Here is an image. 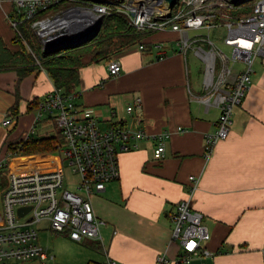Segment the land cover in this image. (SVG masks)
Masks as SVG:
<instances>
[{"label":"crops","instance_id":"0c3cea01","mask_svg":"<svg viewBox=\"0 0 264 264\" xmlns=\"http://www.w3.org/2000/svg\"><path fill=\"white\" fill-rule=\"evenodd\" d=\"M12 6V0H0V167L15 153L10 143L34 136L33 125L44 126L47 118L36 120V106L56 87L39 61L23 60L9 21ZM178 37L170 29L151 31L142 49L135 44L116 51V76L108 73L109 57L78 69L77 103L92 109L100 128L122 123L145 133L118 152L119 177L90 195L101 220L95 244L101 258L91 264L107 255L117 264H156L163 253L175 260L181 248L170 239V214L182 199L202 213L209 230L204 245L213 254L173 264H264V59L232 110L228 136L205 157V136L216 130L219 110L197 100L202 64L191 51L179 52ZM5 117L12 118L10 125L3 124ZM163 131L165 153L156 159L155 136ZM190 175L199 176L192 193Z\"/></svg>","mask_w":264,"mask_h":264},{"label":"built area","instance_id":"2783aa9c","mask_svg":"<svg viewBox=\"0 0 264 264\" xmlns=\"http://www.w3.org/2000/svg\"><path fill=\"white\" fill-rule=\"evenodd\" d=\"M12 2L9 21L15 30L20 17L32 19L60 2L68 4L33 21L32 30L37 38L67 27L58 20L69 14L70 25L86 26L91 18L96 21L99 16L119 13L138 31L170 29L178 32L179 52L186 55L191 51L202 64V92L197 100L205 106L215 105L219 110L216 130L205 136V157H209L218 140L228 136L232 110L241 103L251 84L253 63L257 57L264 59V0H176L172 6L166 0ZM76 3L79 5H74ZM211 31L229 48L228 54L211 38ZM138 47L142 49L144 43H139ZM107 69L110 76L119 74L120 60L108 58ZM81 94L80 90L66 92L55 87L36 106L37 121L44 116L54 120L55 135L59 139L55 150L68 160L72 171L78 175L76 189L67 188L61 163L42 170L8 168L0 201V264L46 259L47 253L38 243L40 228L76 241L100 239L101 220L95 215L90 195L102 191L107 182L119 177L118 152L129 149L131 138H142L145 133L122 123L100 128L92 109L77 103ZM126 110L130 112L132 106H127ZM12 121L11 117H5L3 124L10 125ZM31 131H37L34 125ZM167 136L166 131L155 136L158 141L154 158L163 157ZM189 180L192 193L199 176L190 175ZM20 208L22 213H19ZM170 219V239L179 243L180 253L175 260L159 254L156 264L188 263L193 258L213 254L204 245L209 239V230L202 213L192 207L189 199L176 204ZM101 264H117V261L107 255Z\"/></svg>","mask_w":264,"mask_h":264},{"label":"trees","instance_id":"16d2710c","mask_svg":"<svg viewBox=\"0 0 264 264\" xmlns=\"http://www.w3.org/2000/svg\"><path fill=\"white\" fill-rule=\"evenodd\" d=\"M61 3L63 2L59 4ZM59 4L52 6L49 10L58 11ZM45 13L46 11L40 12L32 19L20 17L15 30L16 37L22 45L20 53L27 63L39 60L54 81L55 86L66 92L75 89L78 69L81 66L109 57L107 52L111 49L109 48L111 44H114V46L117 44L114 49L115 52L143 43L142 41L151 32L138 31L128 24L123 15L112 13L102 17L99 30L90 40L94 41L95 47L94 45L88 47L86 42L77 47L58 48L55 51L48 52L45 48H42V44L37 40V36L32 30L33 21L46 15ZM58 141L57 135L32 136L10 143L8 147L11 151L19 152L21 155H32L55 150Z\"/></svg>","mask_w":264,"mask_h":264},{"label":"rangeland","instance_id":"374dc122","mask_svg":"<svg viewBox=\"0 0 264 264\" xmlns=\"http://www.w3.org/2000/svg\"><path fill=\"white\" fill-rule=\"evenodd\" d=\"M68 4L61 3L59 4V9L66 7ZM79 5V4H74ZM56 12V11H55ZM53 10L46 11V15L53 14ZM63 13L60 14V16ZM45 37L38 36L37 40L42 44L43 38ZM211 38H213L217 44L220 46V48L223 49V51L228 54L229 48L222 44V42L216 37L217 34H215L213 31L210 32ZM92 38L88 39L85 42L79 43L77 45L75 44H68L67 47H77L82 44H85L87 42V46L90 47L94 45V41H90ZM218 39V41L216 40ZM90 41V42H89ZM117 45V44H116ZM115 45V46H116ZM60 46V45H58ZM58 46L57 49L59 48ZM114 44H111L109 48H111L107 54L110 57H113L115 46ZM95 47V45H94ZM92 47V48H94ZM43 48V47H42ZM108 47L106 48V50ZM189 59L192 65L196 63V59L189 54ZM261 60L260 57H257L253 63V69L258 65L259 61ZM199 64V63H198ZM253 73V71H252ZM251 73V74H252ZM199 74H200V68H199ZM46 117V116H44ZM41 122V121H40ZM44 126H41V123L37 126V131L33 133L34 137L37 136H49L56 134L57 128L55 127V123L53 119H47L44 121ZM58 163H61L63 165V171L65 175V183L67 185V188H69L72 191H75V183L78 179V175L72 171V166L68 163V160H64L62 156L59 154L57 150L48 151L46 153H39L38 154H22L19 152H15L13 154H10L8 158L6 159V166L0 167V201L2 198V191L3 188L6 186V172L8 169V166L15 165L17 169H23L26 171L31 170H42V169H49L52 168ZM96 240L97 239H82L80 241H76L73 239H70L66 236L56 234L53 231H50L48 228H40L38 229V243L42 246V248L47 253V258L39 261V260H33L31 262H26L23 264H91L93 262H98L101 258V252L96 248ZM98 242V241H97ZM17 264H21L20 262H17Z\"/></svg>","mask_w":264,"mask_h":264},{"label":"water","instance_id":"95a60500","mask_svg":"<svg viewBox=\"0 0 264 264\" xmlns=\"http://www.w3.org/2000/svg\"><path fill=\"white\" fill-rule=\"evenodd\" d=\"M166 1L168 2L169 6H172L176 0H166ZM233 1H237V0H233ZM101 21H102V17L99 16V18L96 21L86 26L73 24L67 27H63L60 30L56 31L55 33L51 34L50 36L43 38V42H42L43 48H45L48 52H51V51H55L57 49L56 46L58 45H60L58 46L59 48H63L68 44L77 45L79 43L85 42L88 39L92 38L97 33V31L101 26ZM76 27L77 28L84 27L85 32L88 30L90 31V33L86 35L84 39H81L80 41L73 43L74 41H71V39L73 40L75 37H77L79 35L78 34L79 31H74V33H72L70 30ZM65 34H67L68 36ZM67 40H70L71 42H67ZM22 211L23 209L20 208L19 213H22Z\"/></svg>","mask_w":264,"mask_h":264},{"label":"bare ground","instance_id":"6f19581e","mask_svg":"<svg viewBox=\"0 0 264 264\" xmlns=\"http://www.w3.org/2000/svg\"><path fill=\"white\" fill-rule=\"evenodd\" d=\"M69 20H71V14H69V15H67V16H65L63 19H61V20H58V23L59 24H62V25H70L72 22H70ZM90 22H92V21H94V18H91V20H89ZM90 22L88 23V24H90ZM87 24V25H88ZM70 29V28H69ZM72 33H74V31H79L78 32V36L77 37H75L73 40L71 39V41H74L73 43H75V42H78V41H80L81 39H84L85 37H86V35H88L89 33H90V31H86L85 32V30H84V27L83 28H73V29H71L70 30ZM65 35H67V34H65ZM68 36V35H67ZM70 40H67V42H71Z\"/></svg>","mask_w":264,"mask_h":264}]
</instances>
